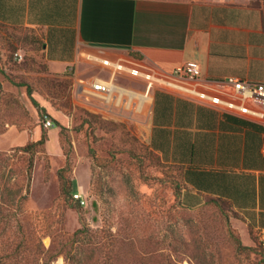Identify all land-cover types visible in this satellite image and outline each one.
I'll list each match as a JSON object with an SVG mask.
<instances>
[{
    "label": "rangeland",
    "instance_id": "374dc122",
    "mask_svg": "<svg viewBox=\"0 0 264 264\" xmlns=\"http://www.w3.org/2000/svg\"><path fill=\"white\" fill-rule=\"evenodd\" d=\"M126 72L118 83L146 91ZM110 75L88 59L59 71L40 29L0 23V264H264V242L229 203L183 204L181 168L147 142L150 102L77 94V80ZM42 132L30 167L24 146Z\"/></svg>",
    "mask_w": 264,
    "mask_h": 264
},
{
    "label": "crops",
    "instance_id": "0c3cea01",
    "mask_svg": "<svg viewBox=\"0 0 264 264\" xmlns=\"http://www.w3.org/2000/svg\"><path fill=\"white\" fill-rule=\"evenodd\" d=\"M0 23L40 29L59 71L110 58L166 76L170 86L152 89L146 138L181 168L183 204L223 200L264 230V103L225 82H264V0H0ZM187 61L201 65L195 80L174 74Z\"/></svg>",
    "mask_w": 264,
    "mask_h": 264
},
{
    "label": "built area",
    "instance_id": "2783aa9c",
    "mask_svg": "<svg viewBox=\"0 0 264 264\" xmlns=\"http://www.w3.org/2000/svg\"><path fill=\"white\" fill-rule=\"evenodd\" d=\"M227 1V0H218ZM135 60H125V61H113L110 58H105L102 62L110 68V78L103 79L100 76H96L90 79H79L76 81L77 84V94L80 96H85L88 99H93L94 102L101 103H111V104H128L134 103V99L139 100L140 108H143V103L150 102L152 99V89L155 86V82H160L164 86H170L171 81L166 78V76L160 75L156 71L148 68L146 71L138 68V65L134 63ZM119 70L128 71L133 74L146 73L148 76L147 89L146 91H137L133 88H127L122 86L117 82L115 76ZM174 74L180 77L190 78L195 80L201 74V65L197 61H187L184 62L174 69ZM143 76V75H142ZM153 76V77H151ZM225 82L233 87L234 93L236 95L256 99L259 102L264 103V82H253L250 80L242 79L237 76H228L225 78ZM145 94L149 97L148 101H143L142 96ZM123 101V103H122ZM53 121L47 118L45 121L46 127H51ZM76 201L85 204L86 199L83 196L82 190H78L73 194ZM260 238L264 242V230L260 231Z\"/></svg>",
    "mask_w": 264,
    "mask_h": 264
},
{
    "label": "trees",
    "instance_id": "16d2710c",
    "mask_svg": "<svg viewBox=\"0 0 264 264\" xmlns=\"http://www.w3.org/2000/svg\"><path fill=\"white\" fill-rule=\"evenodd\" d=\"M43 45H44V43H43ZM27 90H28V93L30 94V95H32V93H33V90H32V88L31 87H28L27 88ZM35 101V100H34ZM36 103V102H35ZM38 105V104H37ZM41 110L42 109H44V108H41V107H39ZM45 138H46V132H42V137L38 140V141H35V142H30V143H28L26 146H24V149H26V150H28V151H30V153H31V155H30V157H29V166L30 167H32L33 166V163H34V150H33V147L35 146V145H37V144H41V143H44V141H45ZM73 195V194H72ZM73 199H74V197H73ZM241 245V244H240Z\"/></svg>",
    "mask_w": 264,
    "mask_h": 264
}]
</instances>
